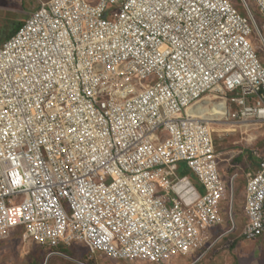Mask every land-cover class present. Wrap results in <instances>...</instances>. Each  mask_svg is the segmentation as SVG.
I'll return each mask as SVG.
<instances>
[{
    "label": "built area",
    "instance_id": "built-area-1",
    "mask_svg": "<svg viewBox=\"0 0 264 264\" xmlns=\"http://www.w3.org/2000/svg\"><path fill=\"white\" fill-rule=\"evenodd\" d=\"M250 1L264 27V0ZM251 26L229 0L42 3L0 48V242L22 228L49 251L113 261L200 253L226 189L211 123L187 110L210 96L228 121L264 122ZM258 160L246 241L264 237Z\"/></svg>",
    "mask_w": 264,
    "mask_h": 264
},
{
    "label": "rangeland",
    "instance_id": "rangeland-1",
    "mask_svg": "<svg viewBox=\"0 0 264 264\" xmlns=\"http://www.w3.org/2000/svg\"><path fill=\"white\" fill-rule=\"evenodd\" d=\"M48 1L0 0V48L16 26L28 21L32 13ZM229 1L242 16L250 18L253 44L264 65V27L255 5L250 0ZM212 101L216 103L210 96L202 100L203 103ZM212 109L217 112L212 117L213 122H210L218 156L217 167L226 189V200L220 204L223 222L205 231L207 241L200 247V253L190 257L179 255L169 263L157 264H264V237L246 241L240 236L245 225L244 191L247 175L257 171L259 160L256 158H264V122L228 121V111L223 103L203 110L200 117L207 118ZM176 169L180 177H190L199 193H203L185 166L177 164ZM62 204L70 213L67 203ZM22 234V228H18L8 240L0 242V264H148L145 261H113L100 254L90 255L82 244H74L66 253L48 251L34 239H24ZM216 238L222 239L211 247Z\"/></svg>",
    "mask_w": 264,
    "mask_h": 264
},
{
    "label": "bare ground",
    "instance_id": "bare-ground-1",
    "mask_svg": "<svg viewBox=\"0 0 264 264\" xmlns=\"http://www.w3.org/2000/svg\"><path fill=\"white\" fill-rule=\"evenodd\" d=\"M219 105V103H213L210 102V103H203L202 101L199 102L198 104H196L195 106H191L188 108L187 110V113L190 114V115H193L195 116L197 119H203V120H206L208 122H213V118L217 112H215V109H212L210 112H208V116L207 118H202L200 117V114H202V111L209 108V107H212V106H217Z\"/></svg>",
    "mask_w": 264,
    "mask_h": 264
},
{
    "label": "trees",
    "instance_id": "trees-1",
    "mask_svg": "<svg viewBox=\"0 0 264 264\" xmlns=\"http://www.w3.org/2000/svg\"><path fill=\"white\" fill-rule=\"evenodd\" d=\"M24 24H25V23H23V24H21V25H19V26H16L14 32H13L10 36L6 37V38L3 40L4 44H5L6 42H8L9 40H11L12 38H14V37H15V34L18 32V30H19ZM1 38L3 39V36H1ZM256 160H258V159L256 158ZM42 248L45 249V250H48V249H46V248H44V247H42ZM69 248H70V247H63V246H60L59 248L54 249V250H52V251H61L62 253H66V252L68 251ZM48 251H49V250H48Z\"/></svg>",
    "mask_w": 264,
    "mask_h": 264
}]
</instances>
